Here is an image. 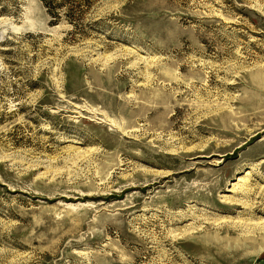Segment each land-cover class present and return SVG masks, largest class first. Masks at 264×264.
I'll return each instance as SVG.
<instances>
[{"label": "rangeland", "instance_id": "obj_1", "mask_svg": "<svg viewBox=\"0 0 264 264\" xmlns=\"http://www.w3.org/2000/svg\"><path fill=\"white\" fill-rule=\"evenodd\" d=\"M263 257L264 0H0V264Z\"/></svg>", "mask_w": 264, "mask_h": 264}, {"label": "bare ground", "instance_id": "obj_2", "mask_svg": "<svg viewBox=\"0 0 264 264\" xmlns=\"http://www.w3.org/2000/svg\"><path fill=\"white\" fill-rule=\"evenodd\" d=\"M247 175H250V173L249 174H247ZM251 176V175H250ZM251 192V191H250ZM249 193V192H248ZM247 193V194H248ZM227 204L228 205H230V206H232V207H237V206H241V204L240 203H238V202H227ZM225 238V237H224ZM233 238V237H232ZM221 239V238H220ZM219 241V240H218ZM228 241V240H227ZM235 241H237V240H232V241H230V244H229V242H228V244L230 245V248L231 247H247V246H249L250 245V243L248 244L247 242H246V239H244L243 237L241 238V241H243L242 242V244L241 243H239V244H237V243H235ZM240 242V241H239ZM216 243V242H215ZM220 244V243H219ZM251 245H253V244H251ZM223 252V251H222Z\"/></svg>", "mask_w": 264, "mask_h": 264}, {"label": "crops", "instance_id": "obj_3", "mask_svg": "<svg viewBox=\"0 0 264 264\" xmlns=\"http://www.w3.org/2000/svg\"><path fill=\"white\" fill-rule=\"evenodd\" d=\"M257 264H264V257L263 258H261L259 261H258V263Z\"/></svg>", "mask_w": 264, "mask_h": 264}, {"label": "trees", "instance_id": "obj_4", "mask_svg": "<svg viewBox=\"0 0 264 264\" xmlns=\"http://www.w3.org/2000/svg\"><path fill=\"white\" fill-rule=\"evenodd\" d=\"M47 8H48V6H47ZM50 10V9H49Z\"/></svg>", "mask_w": 264, "mask_h": 264}]
</instances>
